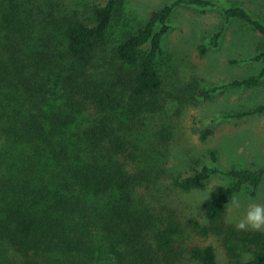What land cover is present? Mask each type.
Listing matches in <instances>:
<instances>
[{
	"label": "trees",
	"instance_id": "trees-1",
	"mask_svg": "<svg viewBox=\"0 0 264 264\" xmlns=\"http://www.w3.org/2000/svg\"><path fill=\"white\" fill-rule=\"evenodd\" d=\"M120 4L105 0L88 18L60 19L54 13L60 0H0V264H264L263 230L217 226L245 187L256 194L264 167L225 170L211 151L213 165L173 178L187 193L203 189L214 176L231 178L205 202L208 223L189 221L201 237L224 235L228 261L222 262L212 243L188 246L176 214L163 216L150 204L155 184L137 167L136 148L147 131L145 112L163 84L157 61L177 7L218 5L228 21L240 20L261 34L264 23L226 0H175L115 47L130 80L127 93L115 95L88 68ZM224 31L213 35V47ZM249 60L262 64L259 73L204 85L200 96L259 86L264 47ZM242 61L247 59L232 63ZM113 81L125 85L120 72ZM261 114L264 104L227 117ZM212 133L204 130L202 140Z\"/></svg>",
	"mask_w": 264,
	"mask_h": 264
},
{
	"label": "rangeland",
	"instance_id": "rangeland-1",
	"mask_svg": "<svg viewBox=\"0 0 264 264\" xmlns=\"http://www.w3.org/2000/svg\"><path fill=\"white\" fill-rule=\"evenodd\" d=\"M173 1L121 0L106 39L91 52L93 65L88 69L101 79L103 90H112L115 95L127 93L129 70L115 58V47L127 34L143 27L154 11ZM226 1L231 6L245 7L264 23V0ZM60 2L61 7L54 11L60 19L88 18L93 14V6L103 5L105 0ZM169 23L171 28L164 38V52L157 61L163 84L143 118L147 131L136 147L140 157L137 167L147 170L146 179L155 184V197L148 196L147 200L163 216L176 214L183 228L182 240L188 246L212 243L217 248L219 260L227 262L224 235L201 237L195 234L189 221L198 219L208 223L203 209L205 202L221 193L231 178L214 176L203 189L189 193L175 187L173 178L191 174L203 165H213L211 151L217 152V165L225 170L264 167V114L242 120L227 117L264 104V80L257 87L229 88L210 98L200 96L204 85L220 86L259 73L262 64L249 59L264 47V34L240 20L228 21L218 5L205 9L177 7ZM221 28L225 30L223 37L219 45L213 47L212 37ZM50 38L43 36V39ZM236 59L247 61L232 63ZM118 72L125 85H115L113 79ZM207 128L213 133L203 141L202 132ZM252 191V187H245L236 195V203L233 199L217 226L237 227L249 204L264 206V181L255 195ZM244 229L257 230L247 225ZM259 230L264 231V227Z\"/></svg>",
	"mask_w": 264,
	"mask_h": 264
},
{
	"label": "clouds",
	"instance_id": "clouds-1",
	"mask_svg": "<svg viewBox=\"0 0 264 264\" xmlns=\"http://www.w3.org/2000/svg\"><path fill=\"white\" fill-rule=\"evenodd\" d=\"M233 202L236 203L235 199ZM246 225L253 229L264 227V206H261L260 204L248 205L245 215L238 222L237 227L239 229H244Z\"/></svg>",
	"mask_w": 264,
	"mask_h": 264
}]
</instances>
